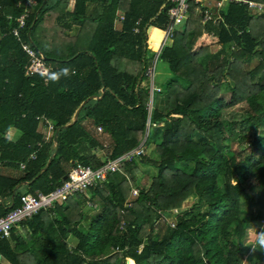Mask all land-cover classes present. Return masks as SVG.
<instances>
[{
    "label": "trees",
    "instance_id": "trees-1",
    "mask_svg": "<svg viewBox=\"0 0 264 264\" xmlns=\"http://www.w3.org/2000/svg\"><path fill=\"white\" fill-rule=\"evenodd\" d=\"M18 1L0 0V164L25 166L17 178L0 176V200H11V206L0 205V216L19 205L21 194L12 197L19 183L30 182L27 193H49L76 163L96 169L135 149L148 123L144 146L155 144L149 155L123 162L90 188V199L74 195L14 226L33 239L18 253L17 241L10 247L12 227L9 237L0 239V257L7 264H250L246 232L251 222L264 220V104L257 100L264 92V14L225 3L214 22H202L190 2L181 31L158 57L172 75L161 85L167 105L164 113L148 114V89L141 83L148 80L144 72L166 23L168 6L161 7L162 0H99L101 16L67 51L46 44V35L54 34L47 16L63 12L76 18L89 0H37L20 40L50 65L46 78L25 76L27 57L8 34L20 13ZM116 11L123 17L118 29ZM216 45H233L230 59L225 51L220 57L211 54ZM252 60L256 63L248 69ZM64 67L70 75L53 82ZM238 106H246L245 117L226 127L222 110ZM38 116L57 131L52 149V140L42 142ZM83 122L110 138L103 158L79 151L84 141L97 142ZM10 127L20 133L14 143L4 138ZM137 173L146 178L144 185L135 182ZM87 201L95 204L89 207L95 214L81 232ZM182 204L187 208L171 215ZM167 216L173 227L165 225L164 235L154 239L152 229Z\"/></svg>",
    "mask_w": 264,
    "mask_h": 264
},
{
    "label": "built area",
    "instance_id": "built-area-1",
    "mask_svg": "<svg viewBox=\"0 0 264 264\" xmlns=\"http://www.w3.org/2000/svg\"><path fill=\"white\" fill-rule=\"evenodd\" d=\"M162 2L163 4L161 7L164 5L168 6L166 10V23L164 24V28L158 43L159 45L154 53V57L147 65L144 72V75L149 81H151L150 89L148 91L149 97L146 104L148 114H150L153 109L152 103L154 94L158 92L157 88L153 84L154 67L156 62L159 61L158 57L162 49L168 47L172 43L174 33L177 31L178 27H180L183 22L186 21L190 2L199 7L201 6L199 0H162ZM222 3L244 6L249 12H264V5L253 0H221L215 4V8L219 9ZM36 6L37 0L18 1L16 3V7L20 9V13L16 18H14L13 21L15 25L9 29L8 34L14 38L16 42L20 43V49L27 57L28 65L25 69V75H37L46 78L51 67L44 61L43 57L30 43L21 42L20 40V33L25 30L26 22L32 15ZM200 14L202 16V22H214L216 20L215 17H210V12H208V10H202L200 11ZM122 19V16L118 17V21H122ZM6 20H11V18L7 16ZM138 23L139 20L134 23V28L132 29L134 34L138 33ZM2 36L3 35L0 34V37ZM35 119L43 123L48 133L53 131L52 124L44 117L40 116L36 117ZM148 126L149 123L147 124V127ZM96 131L100 132L101 128L96 127ZM45 139H47V137H45L44 140ZM144 143L145 140L141 141V143L135 149L125 153L124 155L107 161L104 165L96 169H91L88 166L76 163L68 171L65 176V180L62 181V184L49 193L43 194L35 192L34 194H21L19 196V205L7 212L5 215L0 216V239H7L12 227L22 223L40 210L52 209L54 205H60L66 201V199L71 198L74 195H84L88 199L89 189L99 186L105 182L108 174L119 171V168L123 162H129L132 159L144 156ZM37 145L38 147L40 146V144ZM29 159H34V154H31ZM20 166L23 168L24 164H20ZM132 195H135V191H132ZM85 204L88 208L93 207V205H91L89 202H86ZM259 222L260 226L263 227L264 221ZM170 225L173 226V223H170Z\"/></svg>",
    "mask_w": 264,
    "mask_h": 264
},
{
    "label": "crops",
    "instance_id": "crops-1",
    "mask_svg": "<svg viewBox=\"0 0 264 264\" xmlns=\"http://www.w3.org/2000/svg\"><path fill=\"white\" fill-rule=\"evenodd\" d=\"M44 1H46V0H44ZM47 1H49V0H47ZM219 1H221V0H199L201 6L200 7L197 6L196 11L201 16L200 11L208 10V12H210V17L217 18V16H218L217 14H219L220 11H221V13L224 12L226 10L225 8L227 5L225 3H222L221 7L219 9H216L215 4H217ZM65 11H67V12L72 11V5H69ZM102 11H103V5L99 0H89L85 3L83 14L78 15L76 18H72L70 15H67L66 13H63V12L59 13V15L57 14V12H50L47 16V19L49 21V24H51L54 27V30L52 29L54 31V34L52 35L51 34L52 32H51L50 34L48 33L46 35V37L44 38L46 44L49 47H55L56 49L63 48V49H61L63 51H64V46H66V51H67V49H69V45L71 43H73V40L80 33V31L89 33L92 30L90 23H93V21L95 19H97L99 16H101ZM250 13H252V15H258V16L261 14H264V12H261V13L250 12ZM120 16H122V14L119 11H116L115 19L113 22L114 29L119 28L118 24L120 23V21H118V17H120ZM82 23H83V25H81ZM184 23H185V21L183 22V24ZM183 24L180 27H178V29H177L178 32L181 31ZM161 34H162V31L160 32V37H161ZM146 39H147L146 43L147 44L150 43L148 34H147ZM159 40H160V38H159ZM233 47H234L233 45H229V46H225V47H220V46L216 45V46H212L210 48V52L214 56L220 57L223 54V51H225L227 53L226 57L228 59H230V56H228V52L231 51ZM149 48H150V46H149ZM67 57L68 56L66 55L65 58H67ZM255 63H256V60H252L248 64L247 68L248 69L252 68L255 65ZM159 72H161V73H159ZM158 73L162 74L164 76V77H161L162 82L160 81L159 82L160 84H157V86L161 88V85L164 82H167L168 80H170L172 78V75L169 73L167 66L164 63H162L161 69L159 67ZM155 75H156V72H155ZM161 89L153 99V103H152L153 109L152 110L155 109L160 113H164V109L167 105V101H166V97L163 94V90L161 92ZM77 111L78 110H76L75 113H77ZM38 117H40V116H38ZM72 118H73V116H72ZM72 118H71V123H73ZM82 126H85L86 131L91 135L90 139H93V137H94L97 140V142L89 144L90 142L87 143L84 141L83 143L80 144L79 151L81 153L94 154L97 158H103L105 155H107V152H109L110 148H111L110 138L106 134H103L102 131L97 132L96 127H94V125H92L91 123L89 124V123L83 122ZM157 127L159 129H162L163 125L159 124V125H157ZM39 130L43 135L42 136V142L43 143H47V142H50L52 140V146H50L52 149V147L55 146V143H54L55 139L53 138L55 132L53 133V131H52L51 133H48L46 130V127L43 125V123H42V126H40ZM149 132L150 131H149V126H148L142 141L146 140V137L148 136ZM56 135H57V133H56ZM19 137H20V133L11 127L6 130L5 135H4V138L11 143H14ZM45 137H47V139L44 140ZM144 148H145V146H144ZM54 150H55V148H54ZM53 153H54V151H53ZM53 153L51 154L49 159H51V157H53L52 156ZM49 154H50V151H49ZM34 157H35V154H34ZM49 159H47V161ZM30 160H33V159H30ZM47 161H46V163H47ZM20 164H24V163L23 162L19 163L18 169L15 167V164H0V176L1 177H9V178H17L24 169V167L22 168L20 166ZM24 166H25V164H24ZM29 184H30V182L29 183L21 182L18 185H16L12 191V197L15 193H19V194L27 193L28 192L27 187L29 186ZM90 197L91 196L89 193L88 199H90ZM0 201H2V200H0ZM89 203H91V202H89ZM10 204H11V200H10V198H7L5 201H2V204H0V205L7 207ZM93 205H95V204H93ZM82 211L84 212L85 217H86L85 221H87L89 223L88 216L90 214H92L91 209L87 208V206L85 204L82 208ZM82 223L84 224V221H82ZM11 233H14L15 236H13V238H11L12 240H10V247L14 248L15 243L17 241V245H18L17 249H16L17 253H18L20 248H22V247L25 248V246H29L33 241V239L29 240V237L27 236V234L25 235L23 233V230L19 227H13V230ZM246 233H247V235H246L245 245L248 248L247 254L250 256V253H251V259H250L251 263L250 264H264V260L261 261L262 260L261 258L264 257V255H263L264 247H261V245L259 243L260 238L262 236H264V226L261 227L259 221H253L249 224ZM258 258L260 259V261L258 260ZM0 264H7V263L0 257ZM244 264H246V263H244Z\"/></svg>",
    "mask_w": 264,
    "mask_h": 264
},
{
    "label": "rangeland",
    "instance_id": "rangeland-1",
    "mask_svg": "<svg viewBox=\"0 0 264 264\" xmlns=\"http://www.w3.org/2000/svg\"><path fill=\"white\" fill-rule=\"evenodd\" d=\"M147 45V48H149V43L148 44H146ZM156 51V50H155ZM155 51H154V53H155ZM154 53H153V55H152V57H151V55H150V57H151V60L153 59V57H154ZM149 57V56H148ZM159 67H160V69H161V67H162V62L161 61H157L156 62V65H155V67H154V77H153V84H154V86L157 88V91H160V87H158L157 86V84H160L159 82L161 81L162 82V78L161 77H164L162 74H159V73H161V72H159L158 73V71H159ZM155 72H156V75H155ZM158 73V74H157ZM164 82V81H163ZM150 83H151V81H149V80H147V81H144L143 83H141V87H145V88H147L148 89V91H149V89H150ZM162 84V83H161ZM222 94H223V98L226 100L227 98H228V96H229V93H228V91L225 89V88H223L222 89ZM156 96V94H154V97ZM154 97H153V99H154ZM257 100L259 101V102H261L262 101V103L264 104V92L262 93V94H260L258 97H257ZM246 106H238V107H233V108H231V109H224V110H222V121L225 123L224 125L226 126V127H228L229 126V124H230V122L231 121H239V120H241V119H243L244 117H245V115H246ZM151 133V132H150ZM251 139H252V136H249V139H248V141H251ZM155 144V143H154ZM154 144L152 143V144H149L148 145V147H147V143H146V145H145V148H143V150H144V155L146 156V155H149L152 151H153V148H154ZM245 146L247 147L248 146V144L246 145L245 144ZM136 183L137 184H145L146 182H147V180H146V178H144V176L141 174V173H137L136 175ZM184 203V202H183ZM187 208V206L186 207H184V205L182 204L181 205V208L179 209V210H173L172 212H171V215H176L177 213H179L182 209H186ZM95 211V210H94ZM93 214H95V212L93 213ZM93 214H90L88 217H90L91 215H93ZM246 217H247V215H246ZM165 222L164 223H161V221H158L157 223H156V225L157 226H155L153 229H152V231H153V234H154V236H153V238L154 239H159V238H161L163 235H164V232H165V225H167L168 227H173V226H171L170 225V223H174L173 222V219H172V217H165V220H164ZM160 222V223H159ZM88 225H89V223L87 222V221H85L84 220V224L82 223V224H80V226H79V230L81 231V232H86V230H87V228H88ZM246 256V255H245Z\"/></svg>",
    "mask_w": 264,
    "mask_h": 264
},
{
    "label": "clouds",
    "instance_id": "clouds-1",
    "mask_svg": "<svg viewBox=\"0 0 264 264\" xmlns=\"http://www.w3.org/2000/svg\"><path fill=\"white\" fill-rule=\"evenodd\" d=\"M70 69L67 67H64L62 69H60L59 73L53 74V76L51 77L53 82H58L60 76H64V77H68L70 75ZM259 243L261 245V247H264V236H262L259 240Z\"/></svg>",
    "mask_w": 264,
    "mask_h": 264
},
{
    "label": "water",
    "instance_id": "water-1",
    "mask_svg": "<svg viewBox=\"0 0 264 264\" xmlns=\"http://www.w3.org/2000/svg\"><path fill=\"white\" fill-rule=\"evenodd\" d=\"M104 91H105L104 88H102V89L100 90V96L98 97V99L101 98V96H102V94L104 93ZM76 114H77V113H75V114L73 115L72 122H74V121L76 120ZM67 126H68V125H66L65 127H67ZM56 133H57V131H55V133H54V136H53L54 139H55V137H56ZM55 154H56V148H55L54 153H53L52 156H54ZM49 162H50V159L47 161L46 165H45L44 168L42 169V172L47 168V165L49 164ZM37 177H38V175L36 176V178H37ZM63 180H65V176L62 178V181H63ZM0 204H2V201H0Z\"/></svg>",
    "mask_w": 264,
    "mask_h": 264
}]
</instances>
